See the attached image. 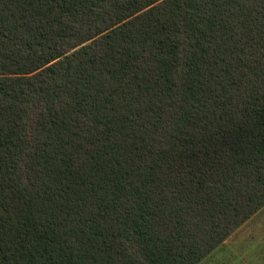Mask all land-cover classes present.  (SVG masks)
Returning a JSON list of instances; mask_svg holds the SVG:
<instances>
[{
    "label": "trees",
    "instance_id": "16d2710c",
    "mask_svg": "<svg viewBox=\"0 0 264 264\" xmlns=\"http://www.w3.org/2000/svg\"><path fill=\"white\" fill-rule=\"evenodd\" d=\"M264 207V0H0V264H199Z\"/></svg>",
    "mask_w": 264,
    "mask_h": 264
},
{
    "label": "rangeland",
    "instance_id": "374dc122",
    "mask_svg": "<svg viewBox=\"0 0 264 264\" xmlns=\"http://www.w3.org/2000/svg\"><path fill=\"white\" fill-rule=\"evenodd\" d=\"M199 264H264V207Z\"/></svg>",
    "mask_w": 264,
    "mask_h": 264
}]
</instances>
